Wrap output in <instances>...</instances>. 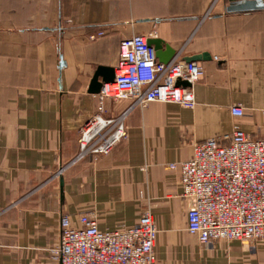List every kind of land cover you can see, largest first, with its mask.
<instances>
[{
    "label": "crops",
    "instance_id": "1",
    "mask_svg": "<svg viewBox=\"0 0 264 264\" xmlns=\"http://www.w3.org/2000/svg\"><path fill=\"white\" fill-rule=\"evenodd\" d=\"M232 0H0V264H49L60 219L94 211L101 229L134 226L149 208L157 264H264V242L202 244L188 231L189 200L170 163L235 124L257 137L264 118V9ZM102 32L103 35L99 36ZM163 41L204 76L194 109L151 102L129 111L110 154L79 157L80 130L97 114L99 66L116 68L121 41ZM95 38H92V37ZM130 105L105 100V117ZM241 105L238 118L231 106Z\"/></svg>",
    "mask_w": 264,
    "mask_h": 264
},
{
    "label": "built area",
    "instance_id": "2",
    "mask_svg": "<svg viewBox=\"0 0 264 264\" xmlns=\"http://www.w3.org/2000/svg\"><path fill=\"white\" fill-rule=\"evenodd\" d=\"M203 76L199 62L177 58L160 62L145 36L121 41L115 79L104 84L97 114L80 130L79 157L110 154L127 137L125 118L134 107L161 101L194 109L195 86ZM109 98L130 105L118 116L105 117ZM231 113L240 118L245 109L233 105ZM261 114L264 118V110ZM168 166L180 171V196L190 203L187 228L202 244L247 241L253 247L264 242V137L246 132L237 123L222 138L196 144L190 159ZM60 229L49 264H157L158 229L149 208L130 228L101 229L96 213L89 211L76 220L63 215Z\"/></svg>",
    "mask_w": 264,
    "mask_h": 264
},
{
    "label": "water",
    "instance_id": "3",
    "mask_svg": "<svg viewBox=\"0 0 264 264\" xmlns=\"http://www.w3.org/2000/svg\"><path fill=\"white\" fill-rule=\"evenodd\" d=\"M264 9V0H232V4L228 7V11H254V10H263ZM148 43L152 45L157 53V58L160 62L168 64L178 57L177 52L167 47V51L163 52V41L160 39H150ZM208 53L201 55L191 56L186 58L187 62H197L200 60L210 59ZM115 79V68H109L105 66H99L89 87V92L92 94H99L102 87L106 83H111ZM184 85H188L187 82H183Z\"/></svg>",
    "mask_w": 264,
    "mask_h": 264
}]
</instances>
